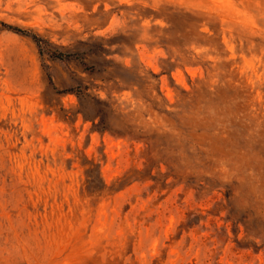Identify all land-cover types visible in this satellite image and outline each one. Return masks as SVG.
<instances>
[{"label":"rangeland","instance_id":"374dc122","mask_svg":"<svg viewBox=\"0 0 264 264\" xmlns=\"http://www.w3.org/2000/svg\"><path fill=\"white\" fill-rule=\"evenodd\" d=\"M0 264H264V0H0Z\"/></svg>","mask_w":264,"mask_h":264},{"label":"trees","instance_id":"16d2710c","mask_svg":"<svg viewBox=\"0 0 264 264\" xmlns=\"http://www.w3.org/2000/svg\"><path fill=\"white\" fill-rule=\"evenodd\" d=\"M0 25L4 28H7L8 30H11L13 32L29 37L39 48L40 53L41 54L46 53L50 59H56V60H66V59H71V58H74L76 60L79 59L78 55L66 54V53L59 52L57 50L45 49L44 46H46L48 43H46L36 34H33L29 31H26V30H23L21 28L14 27L11 25H7L4 23H0Z\"/></svg>","mask_w":264,"mask_h":264}]
</instances>
